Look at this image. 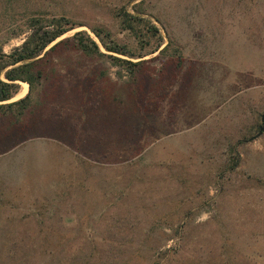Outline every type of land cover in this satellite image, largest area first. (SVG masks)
Returning <instances> with one entry per match:
<instances>
[{
    "label": "rangeland",
    "instance_id": "rangeland-1",
    "mask_svg": "<svg viewBox=\"0 0 264 264\" xmlns=\"http://www.w3.org/2000/svg\"><path fill=\"white\" fill-rule=\"evenodd\" d=\"M37 9L82 25L56 42L102 27L138 53L125 9L169 46L113 55L135 74L42 58L27 109L0 114V264H264V0H0L2 54Z\"/></svg>",
    "mask_w": 264,
    "mask_h": 264
},
{
    "label": "trees",
    "instance_id": "trees-1",
    "mask_svg": "<svg viewBox=\"0 0 264 264\" xmlns=\"http://www.w3.org/2000/svg\"><path fill=\"white\" fill-rule=\"evenodd\" d=\"M4 14L16 20L14 18L15 9L12 7H9ZM115 18L120 21L123 31H127L138 40L140 52L136 53L126 45L118 44L112 38L111 33L102 27H93L90 30L97 42L85 31H78L72 37L56 42L66 33L82 25L75 24L64 16L50 15L44 9H37L31 13L25 11L23 20L25 29L28 32L25 40L8 55L2 54L0 51V73L4 71L5 80L0 79V103L10 101L17 94L18 84L20 83L28 85V93L18 101L0 104V114H7L13 107H18L17 114L21 115L27 109L29 94L33 86L40 83L43 76V71L39 66L40 61L61 47L73 48L86 57L110 59L114 65H118L127 70L128 73L134 74L144 61L133 63L130 60L120 59L113 55L128 59H141L154 53H157L160 57L167 55L166 51L169 45L162 47V37L150 21L132 15L125 9L117 11ZM154 41L156 44L153 49L149 53H143V50L152 47ZM54 42L56 43L52 45ZM171 58L173 59V57ZM179 66L177 64V68ZM234 148L231 147L230 150L234 151ZM235 156L233 160H229L231 170H234L240 163L239 155L235 154ZM163 256L170 257L171 250L163 252ZM155 264H159V262H155Z\"/></svg>",
    "mask_w": 264,
    "mask_h": 264
},
{
    "label": "water",
    "instance_id": "water-1",
    "mask_svg": "<svg viewBox=\"0 0 264 264\" xmlns=\"http://www.w3.org/2000/svg\"><path fill=\"white\" fill-rule=\"evenodd\" d=\"M264 133V113L261 115V125L258 128V132L255 135L254 139L260 137Z\"/></svg>",
    "mask_w": 264,
    "mask_h": 264
},
{
    "label": "bare ground",
    "instance_id": "bare-ground-1",
    "mask_svg": "<svg viewBox=\"0 0 264 264\" xmlns=\"http://www.w3.org/2000/svg\"><path fill=\"white\" fill-rule=\"evenodd\" d=\"M24 85V88L21 90V95H25L27 93L28 85L26 83H22Z\"/></svg>",
    "mask_w": 264,
    "mask_h": 264
}]
</instances>
